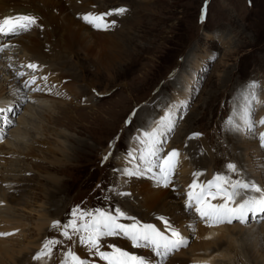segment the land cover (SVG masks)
Instances as JSON below:
<instances>
[{"label": "rangeland", "instance_id": "374dc122", "mask_svg": "<svg viewBox=\"0 0 264 264\" xmlns=\"http://www.w3.org/2000/svg\"><path fill=\"white\" fill-rule=\"evenodd\" d=\"M106 1L101 3L104 13L102 29L101 27L98 28L101 29V32L117 31L114 34L119 33L118 35L120 36H118V39H122V37L126 39L125 33H127L128 29L129 31L135 29V33L139 32V35L136 36V40L133 42V46L128 51L129 53L125 57H122L119 68H114L112 75H109L104 67L103 70L101 69V74H94L93 71H96L95 64L91 60H86L84 56H76V59H74L76 61H71L73 63L72 70H70L69 64L66 63V60L69 61L71 58L69 59L64 56L60 59V63L63 64L66 71L68 68V72H74L76 70L74 65L79 62L82 64V59L86 60L85 63L89 68L86 67V70L82 66L81 72L79 71L78 73V79H81L79 84H82L80 89L83 97L85 98V95L89 96L92 94L96 98L93 106L82 104L79 106V101L74 96H70L73 102H69V100L68 104L62 107L63 109L61 108L56 116L57 124L60 121L64 123L61 126H55L49 124V119H47L48 110L44 106L32 105V101L27 100V96L25 98L22 89L18 88V90H14L12 93H7L5 97H8V99L0 100V105L3 107L4 104L10 105V109L14 106L12 113L9 111L2 114L5 121L0 120V136L2 137L0 145L3 144L0 148L12 149L16 156L14 159L16 164L10 166L6 173H0V199H2L0 201V207L5 205L7 209H4L5 214L11 215L8 218H13V221L15 220L14 222L20 221L19 223L22 222L23 224L14 230L16 234L18 231L20 232L17 240H15L16 238L12 239L10 237L14 233L12 230H10L11 233L5 232L6 236L3 238L1 237L2 232L0 231V264H10L13 261L11 259L18 257L19 253L25 251L30 252V249L33 248L32 243L36 241L41 243L43 236L39 237L38 230H40V226H36L42 220L41 214L45 210H47L45 213H48L50 217L56 216L57 213V210L48 209L47 205L49 190H56L53 184L46 183L52 175H54V178L58 177L60 179L57 178L59 184L62 185L61 193L64 195L62 211L60 210L58 212H61L60 218L66 213L62 219L74 220L76 230L82 226V221L88 217L89 208L91 209L90 211L95 210L96 213L102 216L108 213L106 204L110 202H114L115 209L121 213H130L126 208L128 204L132 205L129 208L134 213L141 210L136 193L135 197L137 199L130 195L129 192H126L128 184L123 185L120 180L122 173L120 174L118 167L126 166L114 154L117 149L129 151V138H132L137 132L141 131L140 129L147 123V118L151 112H155V109L152 106L150 107L149 103L159 104L168 110L170 94L175 91L174 88L178 85L179 78L173 79L175 77L173 74L179 71L182 65L184 72L183 70L181 72L184 77V82H180L181 85L178 91L181 88L183 95L179 92L178 99L184 102L185 100L181 98L185 95H190L192 92L194 98L192 103H190L192 107H190L191 111L187 115L184 125L182 127L180 126L173 144L180 146L188 132H204L206 134L203 140V143L205 142L204 145L209 142L215 148L214 150L219 149V151L214 152L213 156L209 151V147H206L208 151L206 157L208 160H202L201 157H198V154L194 152V146L189 148V152L196 158L197 165L204 167V164L208 163L206 169H208V175H211L214 167L217 170L223 167L225 161H236L237 156L247 155L249 152L245 151V144H251L253 146L257 142L253 137V140H244L239 137V141L236 142L234 140L230 142L227 136L228 134H226L229 115L224 113L223 109L226 106L225 99L233 97L238 87L244 83L251 87H257L264 94V0ZM208 5L206 23L203 26L198 25L197 19L201 7L206 8ZM123 13L125 14L123 15ZM202 20L204 21V19ZM132 35L133 33L128 34L129 37H132ZM125 50L127 49L125 48ZM212 51L215 54L214 57L210 55ZM16 53H19V55L12 56L13 59H17L20 56L21 49L18 46L13 47V50L0 60V82L4 78V70L7 65L4 58L7 55L11 56V54ZM111 54L116 55L118 52ZM106 61L110 64L114 62L112 58H106ZM22 77H24V74L20 73L18 81ZM35 82L36 80L28 78L24 88L34 93L44 91L45 86L41 88V86H36ZM90 84L95 85L96 89H90L88 87ZM187 87L188 90H186ZM185 91L187 92L184 94ZM244 103L246 104V102ZM178 108L173 106L172 111L176 112ZM132 110L134 111L133 115H127ZM16 113H19V115L16 116ZM166 113L170 114L169 111ZM128 116L129 119L126 120ZM167 116L168 118L166 116L165 118L173 122V118L170 115ZM259 116L257 118L262 119V124H259L261 132L264 127V114ZM102 117L104 118L103 120ZM109 117H112V119ZM152 118L149 123L152 122ZM165 118L153 121L148 127L151 130L152 136L159 131L162 132L161 127L165 123ZM79 119H82V121ZM167 121L165 128L169 126L170 128L173 127L172 123ZM258 123L259 121L251 127L249 125V128L255 130ZM232 127L234 126L232 125ZM17 131H20L21 138L17 137L19 142L17 140L14 142L10 139V135ZM62 134L64 138H61V140H65L66 137L75 138V140L69 145L68 143H64V145L60 144L62 146H58L55 140L56 137L58 138ZM247 134L250 133L244 131V135ZM115 135L117 136L113 139ZM138 142L133 140L134 154H142L140 159L146 163V166L143 168L137 156H133L136 158L134 160L128 159L127 162L134 167L132 175L136 172L143 173L141 171L144 170L149 171L147 167L149 165L153 166L150 162L156 160L157 154L160 151L154 148L153 154L148 153V155L142 149L143 147L139 149L138 145H141V143L139 142L138 144ZM9 143L14 145L11 146ZM107 145L109 146L107 147ZM151 145V142L149 145L146 144L149 147L148 151ZM28 146L35 148L31 162H29L30 165L21 162L22 157L20 155ZM146 146L144 147L146 148ZM51 148L54 150L53 154H55L53 158L48 157L51 155ZM58 148L63 150L65 148L68 149L66 159L63 153L56 151ZM69 149L73 153L70 156H68V153H70ZM262 151L264 152V149ZM166 152L169 153L170 151L166 150ZM251 156L256 159H254L253 163H249L248 166L252 169H262L263 158H258L260 155H256L255 152H252ZM71 158L72 160H69ZM215 158L217 159L216 165ZM181 166L183 167V163H181ZM139 168H141V171ZM190 168L191 166H184L181 172L183 177L191 171ZM231 170L234 171V169L227 170V175L229 174V184H234L233 177L235 175ZM130 175L131 173L128 172V176ZM113 177L116 180V185L111 183ZM246 180L250 182L247 176ZM104 181H109V183L102 189L100 183ZM257 181L262 182L264 180L259 178ZM118 187L121 191L118 190ZM66 188H69V190L66 191ZM257 188L264 196V185L258 183ZM250 191L252 192L250 194L252 200L257 199L255 196L258 197V195L253 194L255 191ZM179 192L181 193V191ZM219 196H224V194L219 192ZM179 197L183 201L184 196L180 194ZM81 200L83 202H80ZM2 213L3 209L0 208V229L4 230V225L1 223L3 222ZM185 213L190 217L191 213L187 211V207H185ZM221 213L227 216L225 212ZM129 215L137 214L130 213ZM60 218H57L58 221H60ZM260 219L259 221H253L251 219V222L247 224L235 222L234 224L226 226L233 234V238L237 239L234 245L238 249L236 251L239 252V254L237 252L234 254V249L230 251L231 256L234 258V262L231 264L258 263L253 253L248 254L247 245H251L248 242V237L243 234L253 228L262 231L264 229V215ZM55 221L56 218L50 220L49 223H52L49 226L50 228H58ZM120 225L121 229L124 230L122 231L123 233L132 230L135 231V228H128L127 224L123 222ZM65 227L67 229L66 231H68L69 227L67 225ZM185 227L188 229L189 225ZM147 228L153 230L148 226ZM84 230L85 228L81 232ZM105 232L108 236L107 230ZM194 234L196 235V233ZM45 236H49L51 242L56 241L61 243L57 235L56 237L55 235L51 236L48 232ZM262 237L264 238V232ZM124 238L128 240L126 236ZM137 243L143 244V242ZM183 243L185 244L186 241H183ZM195 243V241H192L189 247L185 249L179 248L178 254L171 261L177 257L180 259L188 257ZM4 245H9L13 249L1 251ZM135 245L131 246V248H122L123 252L138 253L136 249L138 247ZM20 246L25 251L23 249L20 250ZM53 247L52 251L54 250ZM260 252L264 258V250L262 248ZM154 257L158 258L155 255ZM190 257L189 259H191ZM263 258L262 260L264 261ZM29 259L33 262L37 259L40 260V257L36 255ZM222 260L218 257L215 258L216 264H229L227 262H221ZM143 261L147 262L146 258ZM262 263L264 264V262Z\"/></svg>", "mask_w": 264, "mask_h": 264}, {"label": "bare ground", "instance_id": "6f19581e", "mask_svg": "<svg viewBox=\"0 0 264 264\" xmlns=\"http://www.w3.org/2000/svg\"><path fill=\"white\" fill-rule=\"evenodd\" d=\"M103 2H107V1L106 0H0V60H2L4 57L2 55L4 53V50L8 49L10 46H18L21 49L20 56H24L23 59L24 63L22 65V66L24 65L26 66L24 70L28 69L27 71L29 72L32 71L30 75L24 74V77H22V79L18 81V76L20 75V73L15 72L13 69L9 68L6 65V69L4 70L5 71L4 78L0 82V100L8 99V97H5L7 93H12L14 90H18V88L23 90L25 86V82L29 78L32 80H36L35 82L36 86H41V88L45 86L46 88V90L44 88V91H40L39 93L29 92L30 93L29 97L32 96L34 98V101L37 102L36 103L37 105L44 106L48 110L47 119H49V124H53L55 126L63 125L64 122L61 121L57 124L58 121L56 119V116L57 113H59V110L68 104L69 99L68 100L66 99L71 98L70 96H74V98L79 101V106L81 103L83 105L93 106L96 98H94L92 94L89 96L85 95L84 98L83 95L81 94L80 88L82 84H79L81 79H78V73L79 71L81 72L82 66H84L85 69L86 67L89 68L85 62L86 60H91L92 63L95 64L96 71L92 70L94 74L97 73L101 74L100 73L101 69L103 70L104 67L106 71H108L109 75H112L114 73L113 69L119 68L122 57H125V55L129 53L128 51L133 46V42L134 40H136V36L139 35V32L135 33L134 31L135 29L134 30L131 29L130 31L129 29L128 31L126 30L127 31V33H125L126 39H124L123 37L122 39H118V36H120L118 35L119 33L114 34L117 31L106 32V33H104V31L101 32V29L98 28L101 27L100 24L102 23L103 20V10L101 6V3ZM93 8L96 9L94 10ZM125 13H123V15ZM95 26H97V28H94ZM11 32L13 34H9ZM130 33H133L132 37L128 36V34ZM125 48L127 50H125ZM115 52H118V54L116 55L111 54ZM64 56L69 59L71 58L69 61L66 60V63H68L70 66V70L73 69V63L71 61H76L74 60L76 59V56L78 57L84 56L86 60L82 59L81 60L82 64L80 62L78 64H75L74 66L76 67V70L74 72L72 71L68 72V68L66 71V69H64L63 64L60 63V59H62ZM106 58L109 59L112 58L114 62L112 64L107 63ZM88 87H90V89H96L95 85L93 86L90 84ZM186 90H188V87ZM186 92L187 91H185L184 94ZM28 99L30 100V102L32 101L31 98ZM71 100L72 99H70L69 102H73ZM6 107H10V105L4 104V107L0 105V110ZM8 111L9 108H7V112ZM109 118L112 119V117ZM103 119L104 118L102 117V120ZM79 120L82 121V119ZM21 124H19V126H21ZM251 126L252 125H250V127ZM154 135L155 136L159 135L160 137V131ZM17 137L21 138L20 131L13 132L10 135V139L13 140L14 142H16ZM159 137L153 136L152 140L150 141L152 145L149 151H148L149 147L147 146H146L147 150L146 148L144 149L142 148V149L146 151L147 154L148 153L153 154V150L154 148H156V145L158 144ZM61 138H64L63 134L58 138L56 137L55 143L58 146H62L64 145V143H68L69 145L73 143V141L75 140V138L73 139L69 137H66L65 140H61ZM228 139H230V142L234 140L237 142L240 140L238 136H235L233 134L231 136H228ZM17 142H19V140H17ZM9 145L13 146L14 144L9 143ZM244 148L245 151L249 153L245 156L243 155L237 156L238 160L236 159V161L243 169L242 172L236 170H234L236 171L234 172L233 170H231V172L235 175L233 177L234 183L235 181L237 182L238 179L242 177L246 180V176H247L250 182L247 180L246 181L250 185L256 186L257 183H261L264 185V181L262 182L257 181L259 178H262L264 180V152L262 151L261 147L257 146V143L253 146L251 144H245ZM69 150L70 153H68V156L73 154L72 150L71 149ZM53 151L54 150L51 148L50 150L51 155H49L48 157L53 158V155H55L53 154ZM56 151L59 153H63L65 159L67 158L66 154L68 152V149L65 148L63 150L58 148ZM34 152H35V148L33 146L26 147L20 154L22 157L21 162L30 165L29 162H31L32 155L34 154ZM170 152L169 153L166 152V154L175 155L176 151L171 153ZM252 152H255L256 155H260V157L258 158H263L262 159L263 164L261 165L262 169L259 168L252 169L250 166H248L249 163H253L254 159H256L255 157H252L253 155L251 156ZM15 157H16L15 153L13 152L12 149H7L5 147L0 148L1 174L6 173V171L9 169L10 166L16 164V162L14 161ZM249 157L250 159H248ZM69 160H72V158ZM216 163L217 161H215V164ZM188 164L191 163L188 162L183 163V167L184 166L187 167ZM153 166L149 165L147 169L148 168L152 169L154 168ZM190 166H191L190 170H192L193 165L191 164ZM205 166L208 167V164H205ZM33 169L35 170V168ZM204 169L206 168L204 167ZM230 169L227 170L230 171ZM141 172L143 173L136 172L134 175L130 177L128 176L130 178V184H131L130 190L133 191L134 197L136 193V197L138 198V204L140 203V208H141L140 211L134 213L129 208V206L132 207V205L128 204L126 208L130 211V213L137 214L142 219H146V221L144 222L150 228H152L150 226V222L156 223L160 227H163L161 226L162 223L159 222L161 219H164L172 226L179 227L181 231H182V227H185L187 225H192L191 222L193 221V216L190 215L189 217L185 213L186 206L182 205L181 198L179 197L181 193L172 192L170 189L167 188V186L164 185V183L169 184V180L163 179L158 173L151 170L149 171L144 170ZM189 172L188 174L184 175L187 180L190 177ZM57 178H54V175H52L51 177H49L50 180H47L46 182L47 184L48 183L53 184L54 189L56 188V190H49L47 197L48 209L51 208V210L52 209L57 210L56 216L50 217L48 213H45L47 211L45 210L43 213L41 212L42 220L36 226H40V228L38 227L40 229L38 230L39 237L43 236L44 238L45 235H47L49 232L51 236L57 235L62 243V241L67 240V237L64 235V231L61 227L60 222L58 221V226H59L58 229L49 227L52 224L49 223L50 220L58 217L60 218L61 212L60 213L58 212L60 210L62 211L63 208L62 202L64 201L63 200L64 195H62L61 193L62 185L59 184ZM68 190L69 188H66V191ZM246 193L249 194L250 196L252 192L247 191ZM253 194L258 195L256 191ZM239 195L240 194L238 193V196ZM216 196H219V193L212 191L207 198V200H209L214 207H218L219 202L223 203L222 201H216ZM255 197L257 198V196ZM1 200L2 199H0V201ZM224 205L227 206L226 209L227 211L221 208L219 213L225 212L228 217H232L234 213V208L236 207L237 204L235 202L232 203V201H228ZM0 208L3 209V213H2L3 222L1 223L5 226V227L3 226L4 230H9L6 231L7 233H11L10 230L14 232V230L18 229L20 226L23 225L22 222L19 223L20 221L14 222L15 220L13 221V218L12 219L8 218L11 215L5 214L4 211L7 210L5 208V205ZM263 210H264V206L261 204V202H259L257 210L250 211V209L247 208L245 210V213L246 215L249 213L251 214L254 213L256 214V216H259L261 214L264 215ZM47 215L48 217H46ZM250 218L251 215L249 216V219ZM243 219L245 218L243 217ZM125 224H127L128 227L129 223H125ZM216 225L217 224L206 225V226L199 225L198 227H196V231H195L196 236L199 239L201 238L202 241L195 243L194 248L191 249L190 252L191 257L190 255L183 259L177 257L172 261L170 260L168 264H180V263L188 264L189 262L192 261L194 262H192L191 264H216L215 262L216 257H218L219 259H223L221 261L223 263L224 262H227L229 264L233 263L234 258L231 256L232 254L230 251L234 249V254L235 252L239 254V252L236 251L238 250L237 247H235L234 245L237 239L233 238L234 236L231 233V231L228 229V227L222 225L216 227ZM130 228L133 229L134 226L130 224ZM105 231H106L105 228H101L98 231L101 234V237L94 244L86 247L85 245L77 242L73 250H64L61 243L52 241V246H54L53 247L54 250L49 255V257L46 256L47 258L45 259H40V260L37 259L34 260L33 262H31L29 258H32L36 255L40 257L41 253H39V251H36L40 246V243H38V241L32 243L33 248L30 249V252H26L24 248H21L20 246V250L23 249V251L25 252L19 253V256L16 258L14 257V259L11 257L12 258L11 261L12 260L13 261L10 264H103V263L130 264L133 261V258L136 257H141L142 259L146 258L147 262L142 260V262L139 264H151L153 263V260L156 257L153 258V255H149L150 252H153V254L157 256V250L159 248V245H162L164 249L170 248V245L178 246V243L180 241L179 239H181V237H176L170 242V237L168 235L166 240H161V238L157 235V233L154 230L147 228L148 232L146 235L138 231L137 229H135V231L132 230V231L124 232L123 234L128 238V240L124 238L125 242H123V241H115L111 239L110 237L107 236ZM15 232L12 235H10V237L12 239L16 238L15 240H17V237L19 236L20 232L18 231L17 234ZM263 232L264 229L260 231L257 228H253L249 232L246 231V233L243 234L244 236L248 237V242L251 245V246L247 245V252L249 255L253 253L256 256V262H258L257 264H263L262 262H264L262 260L263 258L262 253L260 252L261 248L264 250V238L262 237ZM13 235L16 237H14ZM185 235L187 237V234ZM186 237H182L183 239L182 243L183 241H187ZM131 241H133L134 245L136 244L135 246L138 247L136 248L138 253H129L128 251L123 252L122 248L124 247L131 248L132 246ZM137 242H143V244ZM146 243L153 244L154 245L153 250L149 249L150 251L149 252L148 249L144 247ZM151 244L150 246H152ZM98 247L103 248V252L101 253V255H106L110 257L108 261L105 262L100 261L99 263H96L92 259L83 258L84 253H94L95 255H98L97 253ZM2 248L3 249L1 251L13 249V247H9V245H4ZM255 253L258 255H256ZM189 257L191 259H189Z\"/></svg>", "mask_w": 264, "mask_h": 264}]
</instances>
